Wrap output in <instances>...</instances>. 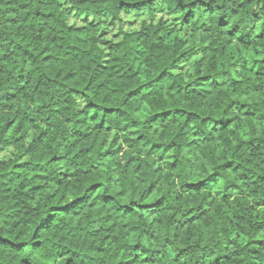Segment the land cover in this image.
Returning <instances> with one entry per match:
<instances>
[{"label": "trees", "instance_id": "obj_1", "mask_svg": "<svg viewBox=\"0 0 264 264\" xmlns=\"http://www.w3.org/2000/svg\"><path fill=\"white\" fill-rule=\"evenodd\" d=\"M67 2L0 0V264H264V0Z\"/></svg>", "mask_w": 264, "mask_h": 264}, {"label": "rangeland", "instance_id": "obj_2", "mask_svg": "<svg viewBox=\"0 0 264 264\" xmlns=\"http://www.w3.org/2000/svg\"><path fill=\"white\" fill-rule=\"evenodd\" d=\"M60 4L65 9L68 16V23L74 26H81L86 22H94L92 18L88 15L76 14L72 9H69L67 0H60ZM159 19H166L168 23H176V19L173 16H166L163 11L157 10L154 17H149L147 14L133 15V14H124L121 16L120 20L114 24L109 23L106 19L103 20V24L100 27V32L105 38L117 39L121 31H131L138 29L143 21L148 23H156ZM181 30V29H180ZM183 31V30H181ZM243 66L253 68L252 60L249 54L244 53L243 60L240 65L235 69L240 71ZM183 70L189 69L188 65L181 66ZM180 68V69H181ZM11 155L10 150L0 151V160H3ZM264 236V232L262 233ZM141 259V257H139ZM145 264V263H141Z\"/></svg>", "mask_w": 264, "mask_h": 264}]
</instances>
